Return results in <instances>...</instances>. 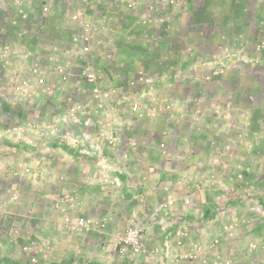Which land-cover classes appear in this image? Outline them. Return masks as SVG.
I'll use <instances>...</instances> for the list:
<instances>
[{"label": "crops", "instance_id": "crops-1", "mask_svg": "<svg viewBox=\"0 0 264 264\" xmlns=\"http://www.w3.org/2000/svg\"><path fill=\"white\" fill-rule=\"evenodd\" d=\"M46 1L52 9L42 23L38 2L23 0L28 12L23 20L16 6L0 0V35L13 53L4 81L29 77L32 83L31 103H4L0 130L31 119L34 111L41 113L44 124L78 95V87L83 88L81 80L71 79L48 96L46 84L38 83L32 72L39 63L41 70H50L52 80H58L55 65L71 63L60 50L70 38L66 13L82 9L77 0ZM100 9L97 4L86 16L99 20ZM12 17L20 18L19 27L10 23ZM23 26L27 33L18 38L16 30ZM119 28L127 31L125 24ZM161 28L159 43L152 49L147 38L137 34L127 41L121 31L112 33L113 43L106 38L113 58L95 53L104 86L125 88L139 69L152 79L142 88L136 115L121 111L120 122L102 114L92 118L93 131L111 128L119 137L114 148L107 143L104 147L107 155L128 165L120 174L122 187L99 182L95 159L81 158L75 148L65 146L47 154L43 145L54 143L38 132L34 131L32 147L5 141L0 153V200L5 203L0 264H31L20 250L29 244L28 236L37 243L30 253L38 256L39 264H214L213 251L196 261L184 256L215 237H220L219 250L233 264H264L262 249L248 247L252 241L261 242L264 217L254 219L253 204L244 196L231 195L232 189L246 184L264 202V50L251 47L264 33V0H181ZM223 42L243 52L245 59L229 60L225 71L217 74L213 61ZM24 46L34 53L23 57ZM248 121L246 140L236 142V133ZM131 140L137 145L129 146ZM24 167L31 172L24 173ZM238 174L244 175L242 181ZM12 193L19 198L11 200ZM188 193L192 203L184 205L181 198ZM169 196L177 198L172 212L154 213ZM178 211L182 217H177ZM231 214L243 220L234 240L222 236ZM66 215L96 217L103 224L70 231ZM187 220L195 226L183 238L176 231ZM132 223L142 227L150 255L118 252L115 237ZM45 238L52 239L50 251L39 246Z\"/></svg>", "mask_w": 264, "mask_h": 264}, {"label": "built area", "instance_id": "built-area-1", "mask_svg": "<svg viewBox=\"0 0 264 264\" xmlns=\"http://www.w3.org/2000/svg\"><path fill=\"white\" fill-rule=\"evenodd\" d=\"M38 2L40 7V21L44 23L51 13V5L46 0H32ZM65 1V0H64ZM81 5V10H74L66 13V21L70 31V38L60 49L62 54L69 59L70 63L65 65L58 63L53 68L59 73L58 80H52L49 76L50 70H41L39 63H34L32 72L38 75V83L46 84L45 93L53 96L59 89L60 83H66L71 79L83 82V88H79V93L70 99V103L60 111L53 113L49 121L40 124L41 113L34 111L31 119L9 126L5 130H0V153L3 150L5 141L12 139L18 144L26 146L36 145V137L34 131L46 136L52 145H43V149L47 154H53L56 148L65 146L75 148L81 158L95 159L97 179L99 182L115 187H122L120 174L128 171L127 163L118 158L110 157L105 153L104 143L110 147H115L118 142V136L111 128L101 129L98 132L92 129V118L94 115L102 114L105 116H113V120L120 118V113L134 116L139 112L140 101L144 97V86L151 84L152 79L143 69H139L133 77L127 79L125 88H115L102 85L101 68L95 65V53L101 51L106 57L113 58L114 51L105 45L106 38L110 42L113 41L112 33H124L127 41H132L137 34L141 38H147L150 42L148 47L152 49L158 45L160 40L161 26L170 21L172 17V8L178 5L181 0H77ZM6 6L13 4L17 7L18 15L21 19H28V12L23 7V0H4ZM100 4L101 9L96 12L100 17L99 20L88 18L87 12L95 5ZM114 13V15H113ZM124 15L127 17L124 19ZM20 18L12 17L10 23L18 26ZM125 24L127 31H123L119 27ZM18 38L27 33L25 26L16 30ZM152 31V32H151ZM105 37V39H104ZM252 49L256 52L264 50V33L258 40L252 44ZM34 51L26 46L23 47L22 56L28 57ZM13 53L10 43L0 35V110L5 102L19 101L31 103V80L29 77H17L8 81H4L5 73L12 61ZM231 59L243 60L245 56L243 52L234 49L223 42L219 45L218 51L214 57L213 70L217 74L225 71L228 61ZM78 61V62H76ZM210 79V77H207ZM143 88V89H142ZM129 104V109H126ZM120 122V120H119ZM249 121L243 124L242 129L236 133V142L246 140V133L249 127ZM137 145L136 140L129 141V146ZM163 150L165 144L159 143ZM14 148L9 149L8 153H12ZM31 172L30 167H24V173ZM238 181H242L243 174H238ZM232 197L244 196L253 204L254 215L256 217H264V202L256 195L252 187L248 185L239 186L231 191ZM18 194L12 193L10 199L17 200ZM237 198V199H239ZM176 197L169 196L164 201L161 200L155 207L154 213L162 211L172 212L171 208L175 204ZM184 205L192 203V194L188 193L182 197ZM76 203H78L76 201ZM4 200H0V217L4 215ZM61 205L60 201L54 203L56 208ZM183 213H177V217H182ZM64 222L67 229L75 230L77 228L83 230H92L101 227L103 220L96 217H73L64 216ZM243 222L237 215L231 214L230 219L223 226L222 236L234 240L238 237V226ZM249 222L251 219L249 218ZM195 226V222L185 221L177 228L176 233L180 237H188L190 231ZM29 244L20 248L26 252L31 264H39L37 255L30 253V250L37 244L31 236L27 237ZM220 237H215L211 242L196 245L190 255L184 256L193 261L198 260L201 255L208 257L209 252H214V264H233L234 260L224 255L219 250ZM117 250L121 255L133 252L148 256L152 253L145 242L142 227L138 223H132L126 229L115 237ZM50 251L53 249V242L50 238H45L40 242L39 246ZM249 250L262 249L264 252V236L261 242L252 241L249 243ZM260 247V248H259Z\"/></svg>", "mask_w": 264, "mask_h": 264}]
</instances>
